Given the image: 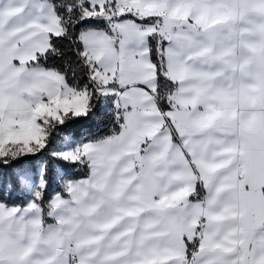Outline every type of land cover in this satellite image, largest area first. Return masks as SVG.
<instances>
[{"label": "snow or ice", "instance_id": "6c2138e0", "mask_svg": "<svg viewBox=\"0 0 264 264\" xmlns=\"http://www.w3.org/2000/svg\"><path fill=\"white\" fill-rule=\"evenodd\" d=\"M0 264H264V0H0Z\"/></svg>", "mask_w": 264, "mask_h": 264}, {"label": "trees", "instance_id": "16d2710c", "mask_svg": "<svg viewBox=\"0 0 264 264\" xmlns=\"http://www.w3.org/2000/svg\"><path fill=\"white\" fill-rule=\"evenodd\" d=\"M87 130L89 135H103L106 131V128L103 125H99L95 122H88L82 125H76L73 127L72 131L79 136L81 133V130Z\"/></svg>", "mask_w": 264, "mask_h": 264}]
</instances>
